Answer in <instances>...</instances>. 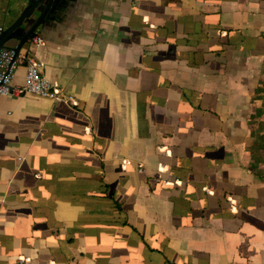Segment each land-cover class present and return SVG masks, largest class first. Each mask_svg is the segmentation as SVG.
Segmentation results:
<instances>
[{
  "label": "crops",
  "instance_id": "1",
  "mask_svg": "<svg viewBox=\"0 0 264 264\" xmlns=\"http://www.w3.org/2000/svg\"><path fill=\"white\" fill-rule=\"evenodd\" d=\"M56 1L78 106L0 95V264H264V0Z\"/></svg>",
  "mask_w": 264,
  "mask_h": 264
},
{
  "label": "built area",
  "instance_id": "2",
  "mask_svg": "<svg viewBox=\"0 0 264 264\" xmlns=\"http://www.w3.org/2000/svg\"><path fill=\"white\" fill-rule=\"evenodd\" d=\"M4 27L0 24V36ZM30 44L41 46L44 39L40 33H35L30 39ZM18 65H23L25 75L23 83L13 84L14 70ZM43 63L28 52H19L14 56L11 49L0 48V95L21 96L25 94H36L49 98L54 102L64 103L69 106H78V100L59 89L48 80L42 72ZM14 264H28L26 258H18Z\"/></svg>",
  "mask_w": 264,
  "mask_h": 264
},
{
  "label": "water",
  "instance_id": "3",
  "mask_svg": "<svg viewBox=\"0 0 264 264\" xmlns=\"http://www.w3.org/2000/svg\"><path fill=\"white\" fill-rule=\"evenodd\" d=\"M56 3V0H28L17 18L3 29L0 48L13 50L14 56L21 50L28 52L34 46L29 39L38 32L46 18L55 13Z\"/></svg>",
  "mask_w": 264,
  "mask_h": 264
},
{
  "label": "rangeland",
  "instance_id": "4",
  "mask_svg": "<svg viewBox=\"0 0 264 264\" xmlns=\"http://www.w3.org/2000/svg\"><path fill=\"white\" fill-rule=\"evenodd\" d=\"M27 0H0V24L5 28L9 25L11 15H15ZM6 16H8L6 18Z\"/></svg>",
  "mask_w": 264,
  "mask_h": 264
},
{
  "label": "flooded vegetation",
  "instance_id": "5",
  "mask_svg": "<svg viewBox=\"0 0 264 264\" xmlns=\"http://www.w3.org/2000/svg\"><path fill=\"white\" fill-rule=\"evenodd\" d=\"M16 18H17V17H16ZM16 18H15V19H16ZM15 19H14V20H15ZM14 20L10 21V23H9V24H11V23H12Z\"/></svg>",
  "mask_w": 264,
  "mask_h": 264
}]
</instances>
